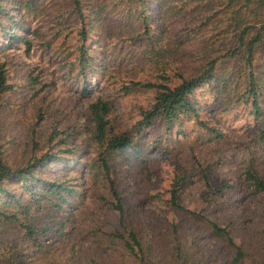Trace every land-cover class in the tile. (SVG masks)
I'll return each mask as SVG.
<instances>
[{
    "label": "rangeland",
    "instance_id": "1",
    "mask_svg": "<svg viewBox=\"0 0 264 264\" xmlns=\"http://www.w3.org/2000/svg\"><path fill=\"white\" fill-rule=\"evenodd\" d=\"M90 1L83 0L84 6ZM116 1L98 0L106 7ZM36 3L32 12L8 8L22 24L14 35L28 45L18 39L6 44L0 30V65L8 84L0 98V159L16 169L40 158L33 185L61 182L75 190L63 192V202L41 200L36 207L19 184L8 185L26 201L28 213L19 214L20 221L46 229L27 238L17 223L0 225V239L17 252L18 263L228 264L235 246L243 251L241 264L264 262V190H254L245 177L251 168L264 182V138L259 140L258 130L264 129V113L255 118L248 101L231 99L211 81L197 96L200 120H187L170 133L156 121L137 136L134 131L154 92L133 82L171 87L225 48L230 36L217 40L213 33L220 27L204 20L208 8L217 7L214 0H165L161 13L155 0L133 4L145 16L157 17L159 11L164 30L150 49L137 18L124 28L120 8L106 18L101 33L92 23L87 30L100 38L94 44L97 65L83 76L76 72L68 38L59 46L70 26L57 28V19L66 16V24L74 25L69 1ZM186 30L192 39L176 44ZM97 99L108 103L107 131L131 132L138 145L108 152L94 142L88 105ZM109 181L120 213L112 208ZM174 182L180 208L170 203ZM212 223L225 227L232 243L215 235ZM129 231L142 252H126Z\"/></svg>",
    "mask_w": 264,
    "mask_h": 264
},
{
    "label": "trees",
    "instance_id": "2",
    "mask_svg": "<svg viewBox=\"0 0 264 264\" xmlns=\"http://www.w3.org/2000/svg\"><path fill=\"white\" fill-rule=\"evenodd\" d=\"M68 1L70 8L67 13H71L73 17L72 24L74 25L66 24V16L61 15L57 19V28H67L69 30L68 26H70V30L63 34L61 40L63 43H60L59 46L62 47L68 38L67 42L71 45L70 50L76 53V72L81 76L84 75V70L96 67L97 56L94 51V44H100L98 33L91 36L96 32L93 33L87 30V27L90 28V25L95 23L101 33L106 18L113 17V14L119 8L122 11V17L127 20L123 21L124 28L130 27V23L135 18L138 19L141 25L140 36L149 49L159 40V33L164 30L158 15L159 11L161 13L162 8L165 6V0H155V5L159 9V11H156L157 17L145 16L144 12L141 10L138 12L133 8V4L137 2L143 3L150 0H117L115 5H108L107 7L98 0H91L87 7L84 6L83 0ZM36 2L37 0H0V30L1 34L5 36L6 44L12 42V39H18L28 45L27 39L14 35V30L22 24H20L21 20L19 18L15 19L10 15L8 8L17 5L20 10L32 12L38 8ZM214 2L217 7L214 10L213 7L208 8L204 20L212 22L215 28L220 27L217 33H213L217 40L226 39L230 36L225 48L218 55L207 57L194 75L180 77L179 82L171 87L162 83L133 82L135 85L146 89L152 88L154 92L152 101L146 109L140 110V118L134 123L135 136L142 128L151 125L155 121L162 125L165 133H170L177 126L181 127L187 120L192 118L198 120L197 115L200 108L196 106L197 96L201 94L203 88L210 87L211 81H218L221 89H226V92L230 93L231 99L248 101L250 111L255 118L264 113V73L261 74V70L264 68V0H214ZM151 21H155V30ZM203 23L204 21H198L196 25ZM73 31L75 37L72 39L69 35ZM220 32L223 33V36L218 35ZM190 33L189 30L180 33L182 35H179V38L175 40L176 44H184L190 41L192 39ZM44 45L49 48L50 41H45ZM258 62L262 63L257 64ZM239 80L243 81V87H239L241 86ZM7 86L4 68L0 65V98L1 93L7 89ZM88 109L93 122V140L103 150L108 152L123 151L134 148L133 144L138 145L139 142L136 143L133 140L131 132L113 134L107 131L106 116L109 109L107 101L97 99L88 105ZM258 130L259 140L261 141L264 138V129L259 128ZM38 161H40V158H35L28 161L23 167L11 169L0 159V225L7 221L17 223L24 229L27 238H31L40 230L46 231V229L33 227L20 221L18 215L28 213L27 208H24L26 201L25 199L21 200L19 193L14 192L8 185L19 184V188L26 190V197L36 207L41 200L48 203L63 202L65 197L63 192L68 194L75 190L74 188L64 187L61 182L41 183L40 180L36 185H33L32 180L37 179L35 173L40 166L35 165ZM101 165L104 171L108 172V166L103 159ZM245 175L247 179H251L254 190H264V182L255 173H252L251 168L245 171ZM176 179L178 181V177ZM38 189L39 191L35 192ZM109 190L113 198L112 208L120 213L119 198L111 181H109ZM176 190V183L174 182L170 188V203L180 208L175 200ZM210 228L215 235L223 236L229 243H232L229 231L225 227H219L212 223ZM127 238L124 241V246L129 255H134L135 249L142 252L140 242L133 231L128 232ZM18 256L17 252L7 247L0 239V264H20L17 260ZM242 258L243 251L235 246L234 255L228 264H241ZM138 262H142V258L141 260L138 259ZM146 263L149 264L148 261ZM255 264H264V262Z\"/></svg>",
    "mask_w": 264,
    "mask_h": 264
}]
</instances>
